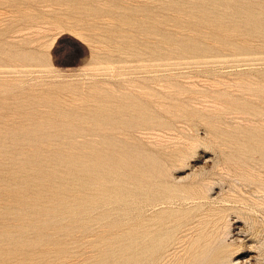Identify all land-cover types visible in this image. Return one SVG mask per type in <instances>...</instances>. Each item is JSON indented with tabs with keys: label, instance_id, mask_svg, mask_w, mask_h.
Segmentation results:
<instances>
[{
	"label": "rangeland",
	"instance_id": "374dc122",
	"mask_svg": "<svg viewBox=\"0 0 264 264\" xmlns=\"http://www.w3.org/2000/svg\"><path fill=\"white\" fill-rule=\"evenodd\" d=\"M263 44L264 0H0V264H264Z\"/></svg>",
	"mask_w": 264,
	"mask_h": 264
},
{
	"label": "bare ground",
	"instance_id": "6f19581e",
	"mask_svg": "<svg viewBox=\"0 0 264 264\" xmlns=\"http://www.w3.org/2000/svg\"><path fill=\"white\" fill-rule=\"evenodd\" d=\"M222 27V26H221ZM217 29V28H216ZM218 30V29H217ZM216 30V31H217ZM229 30V29H228ZM221 30L219 29V32H220ZM224 31V30H223ZM227 30H225V32H226ZM232 31V30H231ZM234 32V31H233ZM228 33V32H227ZM232 33V32H231ZM245 42H248V41H244V44H245ZM240 43V42H239ZM241 43H243V41L241 42ZM248 45V44H247ZM264 45V44H263ZM260 85V84H259ZM256 138V137H255ZM262 139V138H261ZM264 141V140H263ZM255 145V144H254ZM264 146V145H263ZM205 180H207V179H205ZM200 185V184H199ZM202 188V187H201ZM195 190V189H194ZM200 190H202V189H200ZM188 191V190H187ZM190 191V190H189ZM205 192V191H204ZM76 193V192H75ZM67 194V193H66ZM73 194V193H72ZM200 198V197H199ZM178 199V198H177ZM223 200V199H222ZM98 203V202H97ZM100 203H102V202H100ZM143 203H144V201H143ZM76 204V203H75ZM99 204V203H98ZM103 204V203H102ZM106 204V203H105ZM145 204V203H144ZM149 204V203H148ZM158 204H160V203H158ZM157 205V204H156ZM66 206H67V204H66ZM153 206V205H152ZM175 241V240H174ZM128 248V247H127ZM138 255V254H137ZM165 256H163V258H164ZM166 257H167V255H166ZM174 257V256H173ZM141 258V257H140ZM162 258V259H163ZM163 261H164V259H163ZM173 261V260H172Z\"/></svg>",
	"mask_w": 264,
	"mask_h": 264
}]
</instances>
